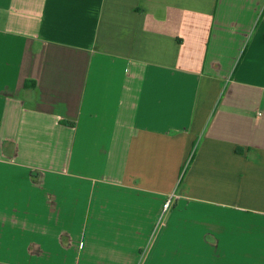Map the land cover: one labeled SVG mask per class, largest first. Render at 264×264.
Here are the masks:
<instances>
[{
    "label": "crops",
    "instance_id": "0c3cea01",
    "mask_svg": "<svg viewBox=\"0 0 264 264\" xmlns=\"http://www.w3.org/2000/svg\"><path fill=\"white\" fill-rule=\"evenodd\" d=\"M0 264H264V0H0Z\"/></svg>",
    "mask_w": 264,
    "mask_h": 264
},
{
    "label": "built area",
    "instance_id": "2783aa9c",
    "mask_svg": "<svg viewBox=\"0 0 264 264\" xmlns=\"http://www.w3.org/2000/svg\"><path fill=\"white\" fill-rule=\"evenodd\" d=\"M171 204H172V200L170 199L167 201V203L165 205V210H168L170 208Z\"/></svg>",
    "mask_w": 264,
    "mask_h": 264
}]
</instances>
